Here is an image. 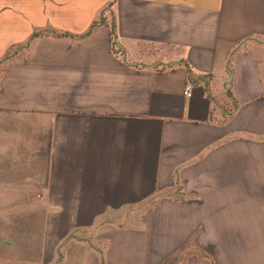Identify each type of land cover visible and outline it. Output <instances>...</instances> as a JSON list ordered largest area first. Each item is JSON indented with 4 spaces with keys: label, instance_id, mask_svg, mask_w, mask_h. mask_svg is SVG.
<instances>
[{
    "label": "crops",
    "instance_id": "1",
    "mask_svg": "<svg viewBox=\"0 0 264 264\" xmlns=\"http://www.w3.org/2000/svg\"><path fill=\"white\" fill-rule=\"evenodd\" d=\"M38 207L141 208L106 264H264V0H0V259Z\"/></svg>",
    "mask_w": 264,
    "mask_h": 264
},
{
    "label": "rangeland",
    "instance_id": "2",
    "mask_svg": "<svg viewBox=\"0 0 264 264\" xmlns=\"http://www.w3.org/2000/svg\"><path fill=\"white\" fill-rule=\"evenodd\" d=\"M19 209L27 218L25 214L29 208L16 210ZM31 209L32 215L33 210L37 211L35 220L38 223V240L33 237V231L31 237L27 231L25 237L16 240L15 244L7 249L17 254L7 252L5 260L0 259V264L4 263L3 260L11 264H106L102 257L106 243L105 238L101 236L103 232L110 225L116 226L127 221L136 223L141 214L139 207L106 208L92 224L79 226L76 230L66 226L67 231L61 236V222L57 224L56 217L52 216V212L60 208ZM47 212L51 213L50 216H47Z\"/></svg>",
    "mask_w": 264,
    "mask_h": 264
},
{
    "label": "built area",
    "instance_id": "3",
    "mask_svg": "<svg viewBox=\"0 0 264 264\" xmlns=\"http://www.w3.org/2000/svg\"><path fill=\"white\" fill-rule=\"evenodd\" d=\"M184 93H185L186 96H189L190 95L189 89H186Z\"/></svg>",
    "mask_w": 264,
    "mask_h": 264
},
{
    "label": "water",
    "instance_id": "4",
    "mask_svg": "<svg viewBox=\"0 0 264 264\" xmlns=\"http://www.w3.org/2000/svg\"><path fill=\"white\" fill-rule=\"evenodd\" d=\"M6 264H11V263H6Z\"/></svg>",
    "mask_w": 264,
    "mask_h": 264
}]
</instances>
